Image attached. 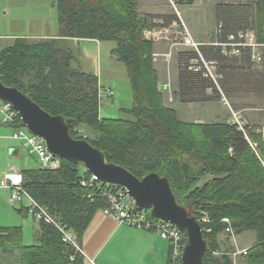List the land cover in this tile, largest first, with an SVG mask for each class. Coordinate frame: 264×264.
Wrapping results in <instances>:
<instances>
[{"label": "trees", "instance_id": "1", "mask_svg": "<svg viewBox=\"0 0 264 264\" xmlns=\"http://www.w3.org/2000/svg\"><path fill=\"white\" fill-rule=\"evenodd\" d=\"M52 1L57 33L38 39L15 37L11 45L0 50V79L17 86L48 112L62 115L74 138L83 139L78 129L88 127L92 134H85V139L101 149L109 161L138 177L150 172L167 177L182 205L197 219L202 212L209 217V222H200L208 248L202 264L231 263L218 241L219 234L228 233L223 217L229 218L233 234L255 232L254 243L242 255L245 264H264V166L243 132L226 121L183 122L175 109L163 103L153 65V42L144 39L143 31L161 26L156 20L166 21L169 16L141 13L138 0ZM178 1L191 4L194 0ZM169 18L178 20L176 14ZM215 18L220 24L217 42L254 28L257 40L264 43V0L218 4ZM73 39L115 42L111 54L126 68L132 105L125 110L133 119L99 116L98 76L73 65L77 57L68 44ZM183 55L187 60L178 66L174 93L181 102L216 101L222 94L264 95V60L259 69L250 59L249 48L227 55L220 45L206 44ZM200 56L215 63L217 84L204 75ZM190 60L198 61L202 69H191ZM246 127L264 156L262 136ZM20 171L27 191L72 229L81 245L94 213L107 205L102 188L81 185V179L89 178L90 172L63 158L54 170L38 167ZM205 176H209L207 181L198 185ZM16 233L19 236V226H0V242L14 240ZM213 250L223 254L212 255ZM86 261L72 244L62 240L58 229L44 222H39L37 243L21 246V264Z\"/></svg>", "mask_w": 264, "mask_h": 264}, {"label": "rangeland", "instance_id": "2", "mask_svg": "<svg viewBox=\"0 0 264 264\" xmlns=\"http://www.w3.org/2000/svg\"><path fill=\"white\" fill-rule=\"evenodd\" d=\"M153 2V4L145 6L139 0V11L146 13L152 10H161L162 6L166 4L170 7L169 11H173L176 15H179L180 11L183 12V17L189 24L184 26L177 20L173 28L165 30L160 27H150L143 31L144 39L150 38L153 43L161 40L183 43L175 48L173 52L170 53L169 51L168 58H166L167 55L165 57L164 54L158 53L159 51L156 46H152L153 65L154 67L156 65L155 69L157 68L158 89L162 93L164 105L175 109L179 119L183 122L193 123L224 121L233 123V112H235L246 122V126L248 125L251 131L260 134L264 140V95H226V100L222 98L210 102H181L175 96L177 91V69L180 63L183 64L187 60L183 52L196 51L199 42L209 41L213 35L217 37L215 28L218 26L215 18L217 5L230 3L231 0H197L195 4L186 5L182 9L179 5L182 2L178 0H172V2L170 0H153ZM175 29L182 31L183 34L175 36ZM251 29L255 31L254 28ZM57 30L56 8L52 0H0V50L11 45L15 36H28L27 38L29 39H37L40 36L56 34ZM188 32H190L191 36ZM167 34L168 38L164 39L163 37L167 36ZM195 35H198L196 41ZM186 38L196 43L197 48L191 44H186ZM68 44L77 57L73 65L79 66L87 72L95 73L98 76L100 86L99 116L103 118L133 119V115L125 110L132 105V90L126 68L122 62L115 60L111 54V50L116 45L115 42L76 39L70 40ZM260 51L264 55V48L260 49ZM160 63L162 64L160 65ZM189 64L192 66L196 65L197 61L190 60ZM257 67L260 69L261 66L257 65ZM27 80L28 77H25V81ZM107 90H112L113 94L108 95L106 93ZM6 127L9 129L8 126ZM78 131L83 135L92 134V131L85 126H81ZM5 132L11 135L12 130H5ZM8 144L18 146V154H9ZM229 151L231 152V149ZM261 157L264 158L263 154ZM11 165L17 166L19 170L22 168L39 167V161L36 156L28 154L21 147L18 140L12 138L0 141V224H7L8 227L19 224L17 222L23 217V214H19V206H12L7 202L8 192L1 187L3 174L8 170L15 169L9 168ZM2 170L4 171L2 172ZM208 178L209 176L202 178L198 185H202ZM145 211L150 213V209H146ZM27 227L26 232L28 230ZM233 235L239 245L250 246L255 241V232L253 230ZM218 237H220V246L223 243L229 244L228 247L222 246L225 248L222 249L223 253H229V256L234 257L236 264H239L241 262L239 255H232L238 248L236 249L235 244L231 243V235L221 233ZM23 242L27 243L31 242V240L25 236ZM229 248L236 250L231 252L232 250Z\"/></svg>", "mask_w": 264, "mask_h": 264}, {"label": "built area", "instance_id": "3", "mask_svg": "<svg viewBox=\"0 0 264 264\" xmlns=\"http://www.w3.org/2000/svg\"><path fill=\"white\" fill-rule=\"evenodd\" d=\"M170 1L172 2V0ZM219 27L220 24L216 27V31L219 30ZM146 40L152 39L146 38ZM185 43L197 47V44L191 41L189 38H186ZM216 44L220 45L222 47L223 53L227 55H238L240 53V48H249L250 59L252 63L256 65H260L264 60V55L260 51V49L264 48V43L257 40L255 31L253 29L240 30L236 34H230L227 37L226 41L216 42ZM201 61L203 63V66L205 67V71H203L204 75L211 77L217 84V78L219 77V75L216 72L215 63L206 61L202 57ZM190 68L195 71H199L202 69L198 61L196 65H193ZM99 93L100 86L98 95ZM106 93L108 95H112L113 91L107 90ZM222 98L226 100V97L224 95H222ZM0 122L13 128L10 136L12 138L18 139L21 147L24 148L28 154L37 157L39 161V168L54 170L60 166L61 158L50 153L47 150L44 140L32 134L25 128V126L21 122L18 111L15 110L10 104L5 103L1 100ZM233 123L236 124L238 130L243 132L245 139L264 166V158L261 157V152L258 148L257 143L251 140L248 136L246 122L242 120L240 116L235 112H233ZM85 138L86 135H83V139ZM80 183L82 186L88 188L94 187L96 185L98 188H102L101 193L102 196L106 199L107 205L101 208V210L105 214L112 216L118 223H124L137 228L156 232L168 243V258L170 264H182L181 257L185 240L183 232L174 224L166 220L155 218L145 210L138 209L133 200L127 194V190L124 187H113L102 184L92 174H90V177L87 179L82 178ZM1 187L7 190V202L10 205L19 206L20 208H23L32 219L38 222L50 224L58 229L62 235V240L65 243L72 244L75 249H77L86 257L81 249V245L77 241L76 233L65 223L61 222L60 219L53 216L46 205L41 204L27 191L23 183V174L20 170L14 169L6 171L2 177ZM198 221L207 223L210 220L208 215L205 212H202L200 213ZM222 221L228 224V226L225 228V232L231 233L232 236L233 231L229 226V218L223 217ZM247 250L248 247L237 249L232 253V255H243L247 252ZM211 253L215 256L223 254L220 251L214 250ZM229 257L231 258L230 264H236L234 257ZM87 259H89V257H87ZM89 261L91 263L93 262L91 259H89Z\"/></svg>", "mask_w": 264, "mask_h": 264}, {"label": "water", "instance_id": "4", "mask_svg": "<svg viewBox=\"0 0 264 264\" xmlns=\"http://www.w3.org/2000/svg\"><path fill=\"white\" fill-rule=\"evenodd\" d=\"M0 100L18 111L25 128L43 139L54 156L83 165L102 184L124 187L138 209H150L153 217L179 228L185 240L182 264H202L208 250L203 227L194 213L180 203L167 177L156 172L138 177L126 167L109 161L87 139L74 138L62 115L48 112L17 86L1 79Z\"/></svg>", "mask_w": 264, "mask_h": 264}, {"label": "crops", "instance_id": "5", "mask_svg": "<svg viewBox=\"0 0 264 264\" xmlns=\"http://www.w3.org/2000/svg\"><path fill=\"white\" fill-rule=\"evenodd\" d=\"M141 1L144 3L145 6L154 3L153 0H141ZM196 2L197 0H194L191 4L182 3L179 5L182 9L186 5H193ZM163 8L165 9L163 10ZM169 10L170 7L164 4L161 10H155V11L152 10L146 13L161 14L170 17L174 15V12ZM169 17L166 19V21L162 19H157L156 23L161 25L158 27L163 28L165 30L169 28H173V25L176 22L175 20L176 18H169ZM177 18L182 23V25L184 26L189 25L187 20L183 17V12L180 11L179 15H177ZM188 33L191 36L190 32ZM174 34L175 36H177L179 34H183V32L175 29ZM54 35L55 34H50L42 37L40 36V38L53 37ZM15 37L13 38V41ZM23 37H28V36H23ZM163 38L164 39L168 38V34ZM194 38L196 41L198 35H195ZM174 39H176V37H174ZM216 42H217V38L215 37V35H213L211 39H209V41L206 40L205 42H199L198 48L200 45H206V44L212 45V44H216ZM181 44L183 43H180L179 41L169 42L167 40L155 41L153 43V45L158 48L159 51L158 53H161L162 55L164 54L165 57L167 55L166 58H168L169 51L170 53L173 52L174 49L180 46ZM196 51H198V49ZM161 64L162 63H160V65ZM6 126L8 125L0 122V141L2 139L4 140L12 139V137L9 134H6L5 130L6 131L9 129L13 130V128L11 126H8L9 129H7ZM7 147L9 150V154L11 155L18 154L19 151L18 146L8 144ZM11 150L12 151L14 150L15 153H11ZM9 168H15L16 170H18L17 166L14 165H11ZM30 168H38V167H29L26 169H30ZM24 169L22 168L19 170H24ZM3 171L4 170H2V172ZM19 211H20L19 214H23V217H21L20 220L17 222L19 224L13 225L20 227L19 236L18 233H16L17 236L14 240L12 241L3 240L2 242H0V264H21V246L35 245L37 243V236L39 234V222L32 219L31 217L29 219V215L25 210H19ZM0 226L8 227L7 224H0ZM26 227L28 229L27 232H26ZM25 236L30 238L31 242L24 243L23 239L25 238ZM218 238H219L218 241H220V237ZM230 238H231V243L235 244L236 249L249 247V245H239L234 235H232ZM227 244L228 243L226 244L223 243L221 245V249H225L222 246L228 247L229 244L228 245ZM81 249L83 253L86 255V258L89 257V259L93 261L92 262L93 264H167L168 255H169L168 243L165 239L160 237L159 234H157L154 231L137 228L124 223H118L112 216L105 214L101 209L96 210L92 219L90 220V223L85 229L81 238ZM236 249H231L232 250L231 252L235 251ZM89 259L88 262L86 261L87 264H92L89 261ZM240 259L241 262L239 264H245L242 255L239 254V260Z\"/></svg>", "mask_w": 264, "mask_h": 264}]
</instances>
